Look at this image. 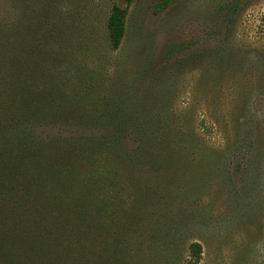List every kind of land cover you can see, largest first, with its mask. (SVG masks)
<instances>
[{
    "label": "rangeland",
    "instance_id": "1",
    "mask_svg": "<svg viewBox=\"0 0 264 264\" xmlns=\"http://www.w3.org/2000/svg\"><path fill=\"white\" fill-rule=\"evenodd\" d=\"M162 1L131 0L110 51L119 1L0 0V105L49 113L27 142L104 146L0 176L7 220L33 229L9 235L47 242V264H152L150 246L185 264L191 242L192 264H264V0Z\"/></svg>",
    "mask_w": 264,
    "mask_h": 264
},
{
    "label": "trees",
    "instance_id": "2",
    "mask_svg": "<svg viewBox=\"0 0 264 264\" xmlns=\"http://www.w3.org/2000/svg\"><path fill=\"white\" fill-rule=\"evenodd\" d=\"M123 3L124 7H121L117 5L116 3H113L110 5L108 13L105 17L104 23H103V41L105 42V46L110 51L117 50L122 37L124 35V29H125V16L127 12V6L131 2V0H115ZM169 0L162 1V6H167ZM92 28V27H91ZM89 39H92V31L89 28ZM9 88V87H8ZM4 90H7L5 86L3 87ZM3 90L0 91V98L2 95ZM13 110V107L10 106L9 102L4 103L3 105H0V176L4 175H14L15 172L18 173H25V171H30V167L27 164H38L39 166L34 168V171L36 173L42 172H48L52 168V163L55 158H53L52 155H61L62 157H68V160H72V157H75L77 154H80L81 151H85L86 158L90 160V157L97 155L100 156L103 153V143L100 142V144L97 142V140L93 138H88L90 140V147H84L81 146L83 143L81 142H74V143H60L52 144L50 147H41L38 142H27L26 140H32L29 138V134L25 133L26 130L32 129L33 125H36L40 120L49 118V113H32V114H19V113H11ZM25 118L20 123L18 120ZM83 121V120H82ZM38 127V126H37ZM199 127L201 131H206V126L203 125L202 120H200ZM21 134V138L25 139L24 141L17 142L16 144H11L9 140L15 141L17 140V135ZM100 139V138H97ZM33 140H36V138ZM18 141V140H17ZM88 140H86L87 142ZM85 142V143H86ZM28 143V144H27ZM56 146V150L53 151L54 147ZM8 156H17L20 157V161H17L16 159L11 160H5ZM43 157L44 159L49 160H43L42 165L40 166V160L39 158ZM47 157V158H45ZM58 161H62V159H59ZM12 162H19V164L15 167H11L10 164H13ZM50 163V166L47 168V164ZM47 168V170H46ZM72 168V167H71ZM52 171V169L50 170ZM22 173V174H23ZM27 176V175H26ZM25 177V174L23 175ZM48 187H50V190L59 191L60 189H56L54 185L50 184ZM2 189L4 191L0 190V193L4 195L11 193L15 189V185L7 182L6 184L2 185ZM72 199L70 198V201ZM14 211H17L18 204H12L11 207ZM11 208L7 207L6 203L0 202V264H47L43 256L50 255L49 247L47 246L48 243L41 241L40 239L37 240L35 236H27L29 232H32L33 229L31 227L27 230L26 226H23V224L19 222L14 221H8L6 216H8V211L11 210ZM39 211L36 214H39L42 212V210ZM20 213L16 212V216ZM6 218V219H5ZM13 223L15 222V229L11 230L8 228H5L7 223ZM30 226H33L30 225ZM18 227H23V229H20ZM18 228V229H17ZM27 230V232H25ZM11 231L15 232H22L24 231L26 236L23 239H18L16 236H11L9 233ZM22 238V237H21ZM114 250V249H113ZM113 250L111 251L113 257L118 258L119 262L122 264H127L126 260L122 256V253L115 252ZM108 250H104L103 252H109ZM89 252H73V255L75 256L74 259H84L85 254ZM200 246L196 242H191L187 245V255L186 259L184 260L185 264H192L195 263L200 255ZM148 256L153 260L152 264H176L178 261L176 260V257L174 256L175 260H172L171 262V254L169 253L168 249H161L159 246H150L148 247ZM131 257H129L130 259ZM134 258H137V256L134 254ZM45 260V261H44ZM134 264H137L136 261Z\"/></svg>",
    "mask_w": 264,
    "mask_h": 264
}]
</instances>
